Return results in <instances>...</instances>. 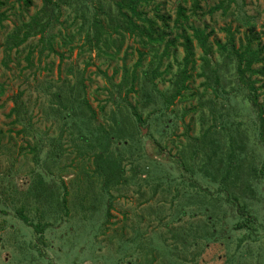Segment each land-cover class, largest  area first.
<instances>
[{
    "label": "rangeland",
    "instance_id": "obj_1",
    "mask_svg": "<svg viewBox=\"0 0 264 264\" xmlns=\"http://www.w3.org/2000/svg\"><path fill=\"white\" fill-rule=\"evenodd\" d=\"M1 1L0 264H264L259 114L246 97L237 59L221 55L216 43L227 41L223 27L230 26L241 49L253 25V45L263 56L254 67H264V0L202 2L204 9L220 1L227 6L193 19L214 29L211 65L194 41L193 93L170 103L160 93L169 88L162 78L157 88L138 82L134 91L118 88L123 65L132 72L138 51L146 49L129 33L113 34L118 54L99 53L87 36L94 39L97 1L75 3L74 10L59 0L52 14L43 0L28 8L22 0ZM158 1L175 17L183 0ZM35 15L50 25L44 34L38 25L15 45L14 31ZM49 33L53 51L44 40ZM177 54L183 57L181 46ZM151 58L139 76L156 65ZM253 77L263 84L262 102L264 75ZM82 79L81 98L94 116L75 97H59L68 87L78 92ZM210 139L220 147L214 166L207 160ZM230 144L236 164L228 175L229 162L215 165Z\"/></svg>",
    "mask_w": 264,
    "mask_h": 264
},
{
    "label": "trees",
    "instance_id": "obj_2",
    "mask_svg": "<svg viewBox=\"0 0 264 264\" xmlns=\"http://www.w3.org/2000/svg\"><path fill=\"white\" fill-rule=\"evenodd\" d=\"M44 9L49 12L54 11L55 6H58L59 0H43ZM97 1L94 3L93 11V24L95 26L93 38H90V33H87L89 42L98 49L99 53L105 54L109 58H114L120 51V45L116 44L117 39L112 38L113 34L124 36L125 33H129L130 36L136 37L141 43L142 47L146 50H139L138 62L134 64L132 72L129 68L123 65L124 74L123 80L118 84V88L127 87V90L134 91V86L138 83L144 86H151L157 88L156 78H162L164 81L169 82V88L167 87L164 91H160L161 95H164L166 101L169 103L176 98L186 97V93H193L191 86L189 85L193 77V68L196 65L194 41H197L198 45L202 49L201 59L205 63V66L211 65L209 56L213 51L212 45L209 43L210 36L214 34V29L209 28L208 25H197L193 19L199 18L200 15L206 13L214 14L215 12L223 9L226 10L227 6L224 5L223 1L210 6L207 9L203 8L202 2L207 0H183L176 6L175 17H172L171 13L163 11V5L158 0H93ZM23 4L28 8L33 4L32 0H22ZM69 6L75 10L78 6L76 4L85 3V0H65ZM76 3V4H75ZM0 4L3 1L0 0ZM60 7V6H59ZM54 16V14H53ZM56 16H54V19ZM40 26L42 34L46 31V28L50 25L48 21L45 24L38 18V15L33 16L30 20L23 21L13 33V39H17L14 42L15 45H20L31 35L38 32L37 26ZM248 32L245 34V40L241 42V49L235 45V36L230 26L223 27L227 32V41L220 43L217 41V46L221 55L230 56L233 54L237 59V71L242 84L247 90L246 97L250 99L252 104L257 108L259 114L258 128L260 129L261 136L264 138V100L259 101L260 88L263 84L256 85L258 78H254L253 75H264V67L255 68L254 65L258 62L263 61L261 55L262 50L258 45H253L257 40V34L255 33V27L253 25L248 26ZM21 35V38L19 36ZM44 35H42L43 39ZM45 43L48 45L50 50L54 48V36L49 33L44 38ZM72 41V37L68 36L64 40V43ZM182 47L184 54L179 59L177 54L178 47ZM115 47L114 51L111 48ZM160 47L161 50H160ZM150 54L152 63H156L155 66L150 68V71H144L143 75L139 76L137 69L142 65L145 57ZM171 58L165 63V58ZM175 62V63H174ZM174 64L176 69L174 70ZM165 65L163 69L161 67ZM119 72L118 68L114 69L113 74ZM150 74V75H149ZM81 88L78 92H75L73 88L68 87L67 94L61 93L59 97L70 101L71 97H75V101L79 102L81 109L88 108L90 115L94 116L95 110L89 105L86 98H81L80 89L85 87L83 79L79 81ZM4 85L0 84V95L4 92ZM70 97V98H69ZM69 99V100H68ZM75 102V103H76ZM67 107L66 104H63ZM132 112L135 114L138 120L142 121V117L136 106L132 107ZM202 115H204L202 113ZM210 127L207 130L210 131ZM213 150L211 154H207L208 163L210 166H214L215 157L218 155L219 146L214 147V139L209 140ZM232 144V142H231ZM230 144V145H231ZM229 151L223 152L224 156L221 155L217 158L218 165H223V162L227 164L226 172L229 175L230 170L234 168L236 164V147L231 148ZM213 154V155H212ZM214 159V160H213ZM225 159V160H224ZM184 167L186 164L183 162ZM24 217V216H23ZM28 222V219L25 218ZM247 219L254 221L253 217L247 216Z\"/></svg>",
    "mask_w": 264,
    "mask_h": 264
}]
</instances>
